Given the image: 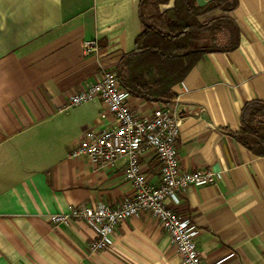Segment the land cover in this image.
<instances>
[{"label": "crops", "instance_id": "obj_1", "mask_svg": "<svg viewBox=\"0 0 264 264\" xmlns=\"http://www.w3.org/2000/svg\"><path fill=\"white\" fill-rule=\"evenodd\" d=\"M138 10L139 0H0V264H182L146 210L119 222L108 247L94 252L89 225L49 218L73 204L114 207L132 194L123 157L96 164L70 155L85 130L114 125L105 104L94 97L66 105L134 48ZM229 15L239 29L234 49L205 53L173 85L171 101H127L138 116L160 104L177 110L180 167L217 174L212 183L186 186L178 202L165 200L197 226L202 260L264 264V155L226 131L238 130L245 101L264 99V0H237ZM89 38L99 46L83 54ZM139 163L158 184L154 155L144 152Z\"/></svg>", "mask_w": 264, "mask_h": 264}, {"label": "built area", "instance_id": "obj_2", "mask_svg": "<svg viewBox=\"0 0 264 264\" xmlns=\"http://www.w3.org/2000/svg\"><path fill=\"white\" fill-rule=\"evenodd\" d=\"M98 46L97 38L85 39L82 52L93 53ZM94 97L102 100L115 123L109 128L85 130L70 155H85L96 164L123 157L124 176L132 185V194L114 207L104 202L73 204L67 211L52 213L50 220L53 223L85 222L95 234L89 242V250L94 252L108 247L119 222L146 210L167 231L182 264H209L202 260L196 246L197 226L188 217L176 214L165 201L169 198L178 202L179 192L186 186L212 183L217 175L209 168L180 167L175 147L180 125L177 110L160 104L147 115H136L128 104V92L121 88L114 71L109 69L104 70L99 79L70 95L66 106ZM146 151H150L159 164L160 181L156 185L147 180L139 163L140 155Z\"/></svg>", "mask_w": 264, "mask_h": 264}, {"label": "trees", "instance_id": "obj_3", "mask_svg": "<svg viewBox=\"0 0 264 264\" xmlns=\"http://www.w3.org/2000/svg\"><path fill=\"white\" fill-rule=\"evenodd\" d=\"M134 38V48L123 53L114 73L123 90L146 101L168 102L175 98L173 85L181 81L191 67L210 51H229L238 45L239 29L229 12L237 0H172L170 7L157 16L162 28L144 21ZM168 0H159L166 3ZM217 12V14H210ZM227 31L228 39L217 42L216 33ZM239 128L226 130L256 155H264V99L245 101L239 111Z\"/></svg>", "mask_w": 264, "mask_h": 264}, {"label": "rangeland", "instance_id": "obj_4", "mask_svg": "<svg viewBox=\"0 0 264 264\" xmlns=\"http://www.w3.org/2000/svg\"><path fill=\"white\" fill-rule=\"evenodd\" d=\"M158 1L159 0H145L142 6V15L144 21L154 25L155 27L162 28L161 22L158 19ZM210 14H217V12H212ZM217 42H225L228 39L227 31L224 30L223 32L216 33ZM113 71V70H112Z\"/></svg>", "mask_w": 264, "mask_h": 264}]
</instances>
